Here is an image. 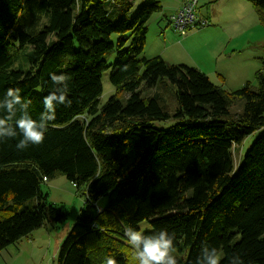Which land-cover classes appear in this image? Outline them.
I'll use <instances>...</instances> for the list:
<instances>
[{
    "label": "trees",
    "instance_id": "trees-1",
    "mask_svg": "<svg viewBox=\"0 0 264 264\" xmlns=\"http://www.w3.org/2000/svg\"><path fill=\"white\" fill-rule=\"evenodd\" d=\"M247 1L264 25V0ZM132 6L0 0V116L12 100L8 88L31 101L14 105L16 119L22 111L37 120L48 112L42 101L55 89L53 73L69 76L71 100L57 105L43 143L18 149V129L0 140V251L66 218L41 188L60 172L84 203L58 264H105L109 255L138 264L124 232L140 231L144 221L145 235L174 233L178 264H196L205 243L219 250L220 264L236 255L243 264H264V131L234 159L245 137L264 128V59L256 90L247 83L228 91L194 66L145 56L146 23L162 5L143 0L131 14ZM108 68L115 92L99 106ZM239 99L241 109L232 112ZM170 118V127L154 126ZM9 127L0 125V135ZM100 197L106 203L99 207Z\"/></svg>",
    "mask_w": 264,
    "mask_h": 264
},
{
    "label": "rangeland",
    "instance_id": "rangeland-1",
    "mask_svg": "<svg viewBox=\"0 0 264 264\" xmlns=\"http://www.w3.org/2000/svg\"><path fill=\"white\" fill-rule=\"evenodd\" d=\"M142 1L133 0L131 14ZM158 13H153L146 23L145 44L151 43L152 46L148 52L144 51L145 56L154 52L158 54L167 47L166 56L174 58L170 60H184L190 63L189 66L194 67H196L194 64L204 68L211 65L216 70L217 63L219 66L229 63L222 55L230 53L232 56L229 61L234 65L242 66L237 72L239 76L230 73L234 79L230 78L221 83L214 76L215 74H211L209 78L228 91L240 88L247 82L255 90L258 88L255 72L262 67L261 62L264 59V25L249 1L199 0L196 5V16L198 19H207L208 25L189 29L184 34L175 30L164 17L155 18ZM186 37H189L191 45H184L183 39ZM107 59L110 62L113 61L114 53H110ZM110 70L111 68L106 69L102 75L103 90L98 98L99 106L105 104L115 92L114 85L109 80ZM224 74L227 75L229 72ZM170 90L173 92L174 88ZM242 102L243 100L239 99L231 111H239ZM174 122L173 118L166 121H154V126L168 128ZM263 131L264 128L245 137L239 145L240 151L236 147L235 162L238 161L240 152L243 155L255 137ZM41 188L47 192L50 202L66 211V218L58 223L45 222L7 245L0 251V264H58L60 245L76 221L83 206L84 197L78 192L74 182L60 172L55 173L47 181H42ZM105 203L106 198L100 197L96 205L100 207ZM139 226L140 231L149 228V224L145 221Z\"/></svg>",
    "mask_w": 264,
    "mask_h": 264
},
{
    "label": "clouds",
    "instance_id": "clouds-1",
    "mask_svg": "<svg viewBox=\"0 0 264 264\" xmlns=\"http://www.w3.org/2000/svg\"><path fill=\"white\" fill-rule=\"evenodd\" d=\"M50 79L55 86L54 91L49 92L48 95L43 97V104L48 112L40 114V118L33 119L29 112L22 111L18 119H16L15 104H21L22 108H26L27 104L25 99L21 96L19 88H8L5 97H12V100L6 102L4 112L6 115L0 116V125L9 124V130L6 135H0V140L5 138H14L17 135V129L22 135L16 147L18 149H25L29 145H39L45 139V133L48 131V124L50 121L55 120L57 105L64 104L70 105L71 100L68 97V81L69 76L64 73L50 74ZM57 101L53 106V101ZM14 120L15 129L12 130L11 124ZM124 235L126 236L129 244L134 250V257L138 264H178V260L173 255L175 252L174 246V233H169L167 229H161L159 232L152 235H145L143 232L128 226L125 229ZM221 255L216 247H209L206 243L201 247V254L197 258L196 264H220ZM238 261L243 264L239 255L233 256L229 264H234ZM105 264H118V261L111 255L106 258Z\"/></svg>",
    "mask_w": 264,
    "mask_h": 264
},
{
    "label": "crops",
    "instance_id": "crops-1",
    "mask_svg": "<svg viewBox=\"0 0 264 264\" xmlns=\"http://www.w3.org/2000/svg\"><path fill=\"white\" fill-rule=\"evenodd\" d=\"M160 1V0H159ZM199 1V0H198ZM160 3H161V5H162V10L158 13V15H155L156 17L155 18H160V17H164L165 19H166V21H167V18H166V16H167V14H169V13H171L172 11H174L175 9H177L180 5H181V0H175L174 2H168L167 0H161L160 1ZM168 22V21H167ZM168 24H170L169 22H168ZM200 28V27H199ZM188 38L189 37H186V38H184L183 39V43H184V45L185 44H189V45H191V42H189V40H188ZM215 43H213V45H214ZM151 43H149V44H145V46H144V51H146V52H148L149 50H150V48H151ZM167 47H165L163 50H161V51H159L158 52V54H155V52L154 53H152V54H150L149 56L146 54V56H148V57H152V55H160L161 57H163L166 61H168V62H170V63H185V64H190V63H188V62H186V61H184V60H178V61H174V60H170V59H174V58H172L171 56H166V51H167ZM226 60H227V62H229V63H223L224 65H222V66H219V63H217V67H216V70L215 69H213L212 67H211V65L210 66H207V68H204L203 66H200V65H198V64H194V65H196V67H198L200 70H202L204 73H206L209 77H210V75L211 74H215L214 76H216V78L217 79H219V82L221 83L222 81L223 82H226V81H228V79H234L233 78V76L232 75H230V73H232L233 75H236V76H239L238 75V70L242 67V66H238V65H234L233 64V62H230L229 61V58H231V56H232V54H224L223 53V55H222ZM179 59V58H178ZM192 63V62H191ZM196 63V62H195ZM226 70H228V71H226ZM224 72H229V74H227V75H225L224 74ZM216 83V82H215ZM235 83H236V81H235ZM247 83H249V82H247ZM246 83V84H247ZM218 84V83H217ZM245 85V84H244ZM243 85V86H244ZM243 86H241V87H243ZM240 87V88H241ZM236 89H239V88H235L234 90H236Z\"/></svg>",
    "mask_w": 264,
    "mask_h": 264
},
{
    "label": "built area",
    "instance_id": "built-area-1",
    "mask_svg": "<svg viewBox=\"0 0 264 264\" xmlns=\"http://www.w3.org/2000/svg\"><path fill=\"white\" fill-rule=\"evenodd\" d=\"M197 2L198 0H181V5L168 14V22L181 34L189 29L208 25L207 19H198L196 16Z\"/></svg>",
    "mask_w": 264,
    "mask_h": 264
}]
</instances>
